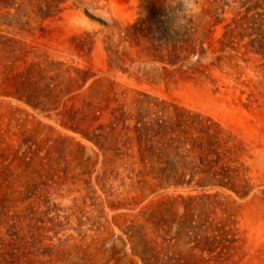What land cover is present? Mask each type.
I'll use <instances>...</instances> for the list:
<instances>
[{"label": "rangeland", "instance_id": "rangeland-1", "mask_svg": "<svg viewBox=\"0 0 264 264\" xmlns=\"http://www.w3.org/2000/svg\"><path fill=\"white\" fill-rule=\"evenodd\" d=\"M145 239L264 264V0H0V264Z\"/></svg>", "mask_w": 264, "mask_h": 264}, {"label": "trees", "instance_id": "trees-1", "mask_svg": "<svg viewBox=\"0 0 264 264\" xmlns=\"http://www.w3.org/2000/svg\"><path fill=\"white\" fill-rule=\"evenodd\" d=\"M160 169L164 170L165 167H160ZM153 179L155 181H159V184L157 185L163 186L168 183V179L164 177L162 173L155 174ZM143 243L144 245L141 248L137 249L138 251L135 252H138V254L141 255V257L145 260V263L154 264L156 262H162L164 264V257H159L158 255H155L152 244L147 239H145Z\"/></svg>", "mask_w": 264, "mask_h": 264}]
</instances>
